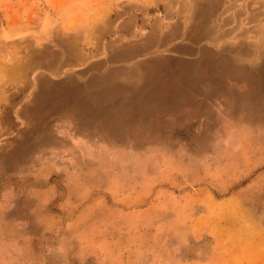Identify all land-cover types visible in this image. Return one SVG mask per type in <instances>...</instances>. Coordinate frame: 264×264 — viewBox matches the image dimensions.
Masks as SVG:
<instances>
[{
	"label": "rangeland",
	"instance_id": "rangeland-1",
	"mask_svg": "<svg viewBox=\"0 0 264 264\" xmlns=\"http://www.w3.org/2000/svg\"><path fill=\"white\" fill-rule=\"evenodd\" d=\"M182 2L192 5L203 1L0 0V55L16 69L31 58H43V68L30 76L31 85L41 76L68 84V78L81 67L95 64L99 69L100 62L106 61L118 47L144 42L154 22L160 21L165 32L179 29L173 30L170 25L180 18L175 5ZM196 33L202 38L207 29L199 28ZM64 44L67 53L78 51L82 55L80 64L66 63L78 56L66 60ZM57 51L60 59L56 58ZM210 56L205 65L209 63L208 67L212 68ZM54 59L56 64L59 59L60 68H49V62ZM173 60L162 68L169 69V78L172 70H179ZM159 67L154 65L153 76L161 72ZM93 74L95 78L100 72ZM142 76L139 94L125 95L128 99L122 100L124 103L139 100V106L122 108L119 113L112 111L109 120L115 121L114 126L150 118L158 123L167 120L172 127L192 122L197 128L202 116L215 115L221 122L219 126L217 122L215 133L206 130L204 137L192 140L193 127L170 134L157 132L158 124L156 138L112 139L108 153L106 149L90 148L89 154H81L92 164L85 173L88 180L84 182L85 191H99L101 180L106 179L109 194L134 203L137 215L125 217L124 226L119 224L115 229L117 234L107 238L102 239L99 233L82 235V259L75 255L77 260H70L67 252L53 251V243L48 248L29 244L22 251L11 246L8 250L0 248V264H264V126L254 123L262 120L264 112L256 108L257 101L249 95L247 101L252 105L246 110L237 106L234 115L233 104H241L234 96L230 100L223 97L213 100L217 92L212 88L200 92L188 90L184 94L186 100L176 102L175 112H165L161 107L164 100L159 104L145 100L150 86L142 85ZM116 78V71L112 70L93 82L98 81L97 86L107 82L117 86ZM192 78L196 84L197 76ZM24 81L3 86L0 98L6 101V106L0 108V113L8 111L15 119L22 109L31 107L38 86H25ZM65 88L61 86L59 94L65 95L66 105L71 108L76 92ZM117 91L115 88L93 93L98 116L102 117L101 107L106 97L109 100L116 97V102ZM82 93L84 97V90ZM192 93L204 95V108L191 110ZM44 97L54 98L52 94ZM61 100L50 107V113L70 109ZM182 110L189 111L183 114ZM154 114L160 116L153 117ZM77 115L83 118L84 114L81 110ZM216 133L221 137L214 138ZM49 237L52 238L51 234Z\"/></svg>",
	"mask_w": 264,
	"mask_h": 264
},
{
	"label": "crops",
	"instance_id": "crops-1",
	"mask_svg": "<svg viewBox=\"0 0 264 264\" xmlns=\"http://www.w3.org/2000/svg\"><path fill=\"white\" fill-rule=\"evenodd\" d=\"M202 1L192 5L183 2L175 5V10L181 14L170 26L173 30L179 29L165 32L160 21L154 22L144 42L118 47L106 61L100 62L102 67L99 69L94 67L95 64L81 67L68 78V84L41 76L31 85L30 76L43 68V58H31L16 69L0 55V97L3 86H14L18 80H25V86H38L31 107L22 109L15 119L7 114L8 111L0 113V248L8 250L11 246L22 251L29 244L41 245V248L47 245L48 248V244L53 243V251L67 252L70 260H77L75 255L82 259V235L99 233L102 239L107 238L117 234L115 229L119 224L124 226L122 220L125 217L137 215L134 203L120 195L109 194L106 179L101 180L99 191H85V173L92 168V164L81 154H89L93 147L106 149L108 153L109 140L112 139L156 138L158 124L157 132L170 134L193 127L192 122L172 127L167 120L158 123L150 118L144 122L133 120L114 126L115 121L109 120L112 111L119 113L122 108L139 106V100L124 103L120 97L139 94L140 75L154 73L155 64L160 65L167 79L170 71H163V64H169L173 59L179 62L181 73L186 77L196 75L197 83L189 91L212 88L217 92L213 100L221 97L230 100V96H234L241 102L233 104L234 115L237 114V106L246 110L252 105L247 101L249 95L257 101L256 108L264 112V0ZM199 28L207 29L202 38L196 33ZM176 41L181 43L175 44ZM67 50L65 47V53ZM76 55L77 60L66 63L80 64L83 57L78 51L67 53L65 58L67 60ZM209 55L212 68L204 64ZM56 56L60 57V51ZM59 59L57 62L60 63ZM55 60L49 62L50 69L62 66L59 67ZM109 64L116 67L109 68ZM112 70L116 71L119 86L93 85L94 79ZM93 72L100 74L94 78ZM61 86H65L68 92H76L71 108L66 105L65 95L59 94ZM115 88L118 90L116 102V97L113 100L106 97L101 107L102 117L98 116V104L94 102L93 93ZM45 94H52L54 98L47 99ZM60 95L65 107L70 109L50 113V107L60 103ZM203 96L191 94V110L205 107ZM5 103L0 98V108L5 107ZM72 110L76 114H72ZM81 110L83 118L77 115ZM188 111L182 110L181 113ZM261 119L254 123L264 126V117ZM217 122L219 126L220 119H216L215 115L211 118L202 116L198 127L189 131L191 139L204 137L206 130L211 129L215 133ZM250 122L253 123L252 120ZM174 128L177 130L173 131ZM215 137L221 136L216 133Z\"/></svg>",
	"mask_w": 264,
	"mask_h": 264
},
{
	"label": "bare ground",
	"instance_id": "bare-ground-1",
	"mask_svg": "<svg viewBox=\"0 0 264 264\" xmlns=\"http://www.w3.org/2000/svg\"><path fill=\"white\" fill-rule=\"evenodd\" d=\"M172 63L175 66H179V70H177V71L172 70V72H171L172 77L169 78L168 82L165 81L166 79L163 78L164 75L160 71L157 74H155V76H153L152 74H150V75L149 74H146V75L143 74V76H142V80H143L142 85L150 86V89L148 91V96L145 100L148 102L150 99H152L155 101L156 104H159L161 101L164 100L161 107H162V110H164L165 112H169L170 110H173L172 112H175L176 107L178 105V104L176 105V102H181L183 100H186V97L184 96V94H186L188 89L193 87V85L195 84V81L193 80L192 75H189L188 77H186L184 74L181 73V68H180L179 62L173 60ZM206 66H210L209 63ZM165 70H166V68H165ZM93 83H94L93 84L94 86H97L98 81L93 82ZM102 83L104 84L106 82H102ZM107 83L108 84H104V86H111V82H107ZM161 84L167 85V86H159ZM182 84H186V86H181ZM117 86H119V85L117 84ZM194 91H196V90H194ZM103 93H105V91H103ZM131 96H133V95H130V97ZM143 98H145V97H143ZM77 99H81V98H77ZM123 99L125 100L128 98L126 96H123ZM124 115L126 116V114H124ZM130 122H132V121H130Z\"/></svg>",
	"mask_w": 264,
	"mask_h": 264
}]
</instances>
